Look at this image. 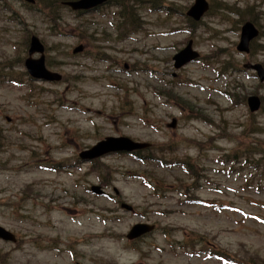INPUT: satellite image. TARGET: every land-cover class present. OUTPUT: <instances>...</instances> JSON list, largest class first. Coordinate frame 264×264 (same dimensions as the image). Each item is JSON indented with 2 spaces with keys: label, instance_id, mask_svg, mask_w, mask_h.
<instances>
[{
  "label": "rangeland",
  "instance_id": "rangeland-1",
  "mask_svg": "<svg viewBox=\"0 0 264 264\" xmlns=\"http://www.w3.org/2000/svg\"><path fill=\"white\" fill-rule=\"evenodd\" d=\"M38 1L0 0V226L18 239L0 241L1 264H229L209 250L264 264V175L243 161L264 152V81L243 67L264 68V0H208L195 28L183 14L192 0L174 1L168 15L142 5V29L121 37L120 8L75 16ZM246 19L261 35L242 55ZM29 35L61 82H27ZM189 40L199 60L173 69ZM78 45L84 53L71 55ZM251 95L262 103L255 114ZM108 136L150 143L140 155L158 159L79 162ZM137 223L155 230L128 241Z\"/></svg>",
  "mask_w": 264,
  "mask_h": 264
},
{
  "label": "water",
  "instance_id": "water-1",
  "mask_svg": "<svg viewBox=\"0 0 264 264\" xmlns=\"http://www.w3.org/2000/svg\"><path fill=\"white\" fill-rule=\"evenodd\" d=\"M31 2V0H28ZM107 0H77L74 2L66 3L73 10H90ZM208 5L205 0H194V4L187 11V16L191 17L193 20H199L202 15L207 11ZM258 35V31L255 29L252 23L246 22L241 27L240 40L236 49L239 52H248V45L251 40H253ZM81 51V47H77L73 50V53H77ZM43 47L40 45L38 40L35 37H32L30 40V46L28 50L29 56L33 53H40L41 56L37 60H33L30 57L25 61V67L28 73L34 79H41L45 81H59L61 79L60 75L55 73H51L47 71L44 67V58L42 55ZM197 57V54L191 49V42L187 44V46L181 50L178 54L173 57L175 61L174 67L179 68L184 64L192 61ZM252 69L256 70L260 80H263L264 73L260 65L252 66ZM248 108L251 112L258 110L260 106V101L257 97L251 96L247 99ZM175 121L173 120L170 124V127H174ZM148 147V144L142 143H134L130 139L125 137L112 138L108 137L103 141L98 142L95 146L90 149L83 151L80 153V158L83 161L91 160L94 158H98L106 153L115 152V151H132L135 149H143ZM92 191L96 194H100L101 191L98 187H93ZM126 210H130V207L126 205H122ZM153 229L152 226L146 224H137L134 225L128 235L126 236L128 239L137 238L147 232H150ZM0 239L5 241H14V237L11 233L0 227Z\"/></svg>",
  "mask_w": 264,
  "mask_h": 264
},
{
  "label": "trees",
  "instance_id": "trees-1",
  "mask_svg": "<svg viewBox=\"0 0 264 264\" xmlns=\"http://www.w3.org/2000/svg\"><path fill=\"white\" fill-rule=\"evenodd\" d=\"M45 1V0H44ZM53 4L55 3L54 1L52 2ZM151 3H152V7H154V2L153 1H151ZM46 6H48V5H46ZM121 6H122V12H125V11H127L128 10V7H126L125 5H124V3L123 2H121ZM129 10H131V12H132V14L134 15V10L132 9V8H129ZM239 15V14H238ZM135 20H136V18H134ZM252 20V19H251ZM253 21V20H252ZM135 27V24L133 23V21L132 20H129V26H128V28H130V29H133ZM253 45V44H252ZM229 64H231L230 62H229ZM224 68H227V63H225L224 65ZM148 159H152L151 157H148Z\"/></svg>",
  "mask_w": 264,
  "mask_h": 264
}]
</instances>
